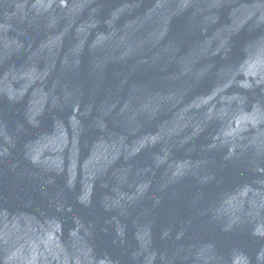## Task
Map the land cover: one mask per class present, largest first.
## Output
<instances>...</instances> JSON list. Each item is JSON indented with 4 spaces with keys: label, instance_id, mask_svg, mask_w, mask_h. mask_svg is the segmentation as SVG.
Here are the masks:
<instances>
[{
    "label": "water",
    "instance_id": "95a60500",
    "mask_svg": "<svg viewBox=\"0 0 264 264\" xmlns=\"http://www.w3.org/2000/svg\"><path fill=\"white\" fill-rule=\"evenodd\" d=\"M0 264H264V0H0Z\"/></svg>",
    "mask_w": 264,
    "mask_h": 264
}]
</instances>
